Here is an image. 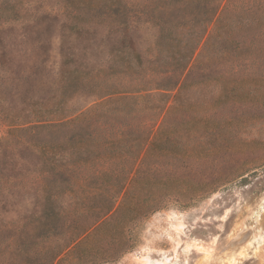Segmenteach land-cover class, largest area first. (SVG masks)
I'll return each mask as SVG.
<instances>
[{
    "label": "rangeland",
    "instance_id": "obj_1",
    "mask_svg": "<svg viewBox=\"0 0 264 264\" xmlns=\"http://www.w3.org/2000/svg\"><path fill=\"white\" fill-rule=\"evenodd\" d=\"M155 1L118 0L111 8L117 0H12L15 16L0 14L5 108L24 119L40 109L34 119H46L101 92L136 87L139 73L121 59L136 63V45L150 73L163 71L167 65L155 62L158 28L142 14ZM90 3L98 7L94 22L80 32L75 27L83 19L73 23L72 14ZM126 17L127 33L113 21ZM126 34L134 51L121 43ZM43 104L51 106L41 110ZM250 115L246 148L193 161L188 173L194 175L186 179L210 186L193 196L165 191L142 213H106L122 179L93 177V165H76L67 155L48 161L33 125L6 141L8 126L0 121V264H264V108ZM227 139L239 143L237 137L220 140ZM90 154L84 149V159ZM104 215L94 239L87 236L88 243L71 252L72 262L61 261L62 245Z\"/></svg>",
    "mask_w": 264,
    "mask_h": 264
},
{
    "label": "trees",
    "instance_id": "obj_2",
    "mask_svg": "<svg viewBox=\"0 0 264 264\" xmlns=\"http://www.w3.org/2000/svg\"><path fill=\"white\" fill-rule=\"evenodd\" d=\"M10 3L0 0L2 16H15ZM93 4L72 14L73 23L83 19L75 27L78 31H87L84 26L94 22L98 7ZM108 6L119 7L118 0ZM144 7L142 14L159 32L155 62L167 67L150 73L136 45V63L121 58L139 73L136 87L101 92L46 119H34L40 109L32 110L24 119L5 108L6 88L0 86L6 141L33 125L36 146L46 160L58 163L67 155L76 165H93V177L105 174L123 180L106 213H142L165 191L184 196L203 191L208 181L186 179L194 175L188 173L196 165L193 161L235 146L246 148L251 109L264 108V0H156ZM113 21L128 32V17ZM126 35L121 43L133 50L134 42ZM207 88L214 91L210 97L201 94ZM46 106L51 105L43 104L41 110ZM229 137L239 143L220 140ZM84 149L91 152L86 159ZM105 216L70 237L59 250L60 255L65 252L60 260L72 262L71 252L88 243L85 238L99 229Z\"/></svg>",
    "mask_w": 264,
    "mask_h": 264
},
{
    "label": "bare ground",
    "instance_id": "obj_3",
    "mask_svg": "<svg viewBox=\"0 0 264 264\" xmlns=\"http://www.w3.org/2000/svg\"><path fill=\"white\" fill-rule=\"evenodd\" d=\"M163 264H166V263H163Z\"/></svg>",
    "mask_w": 264,
    "mask_h": 264
}]
</instances>
